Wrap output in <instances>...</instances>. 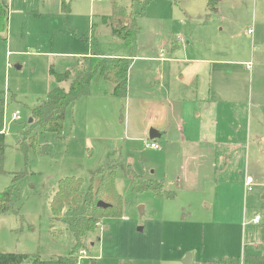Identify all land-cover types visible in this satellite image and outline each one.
Returning a JSON list of instances; mask_svg holds the SVG:
<instances>
[{
	"label": "rangeland",
	"instance_id": "374dc122",
	"mask_svg": "<svg viewBox=\"0 0 264 264\" xmlns=\"http://www.w3.org/2000/svg\"><path fill=\"white\" fill-rule=\"evenodd\" d=\"M144 1L133 2L134 13L142 11ZM112 2L131 4L9 0L7 40L0 41L5 133L0 193L16 174L25 176L13 182L12 207L18 213L0 215V253L42 260L68 256L74 238L63 220L52 218L49 207L57 183L80 177L87 191L90 178L111 160L117 167L114 186L123 202L122 216L102 221L87 237L86 255L79 256L78 264H184L187 256L190 264H226L230 259L244 264L246 256H264L262 0H220L219 15L207 21L205 0H150L139 21L142 32L136 58L130 60L126 97H111L110 84L96 74L89 94L67 109L60 139L37 131L38 145L48 147L49 155L25 154L17 146L23 125L33 121L30 110L56 87L49 69L69 70L77 78L78 62L89 57L82 36L89 39L92 22L102 55L129 56L98 21L111 13ZM172 36L188 44L170 51L165 44ZM217 60L226 64V102L210 84L209 69L217 68L210 63ZM98 61L91 58L90 66ZM193 70L196 88L188 80ZM195 96H210L216 110L211 112L213 128L223 130L209 141L188 144L185 133L202 120L201 110L193 106ZM15 112L17 121L12 120ZM159 127L167 132L154 140L160 149L146 148L143 141L151 142L150 130ZM129 169L161 182L175 198L133 192ZM245 175L253 180L247 193ZM255 217L259 224L253 223Z\"/></svg>",
	"mask_w": 264,
	"mask_h": 264
},
{
	"label": "trees",
	"instance_id": "16d2710c",
	"mask_svg": "<svg viewBox=\"0 0 264 264\" xmlns=\"http://www.w3.org/2000/svg\"><path fill=\"white\" fill-rule=\"evenodd\" d=\"M130 0V7L111 3V13L102 17V23L110 30L112 37L121 41L128 49L127 58L104 57L97 48L94 26L90 28L89 39L82 36V41L89 46L91 57H101L95 68L90 66V58L83 59V66L78 71L76 79H72L71 72L57 73L53 67L49 69V76L57 85L69 82L68 89L56 86L50 90L44 99L38 101L30 110L31 123L23 125L18 136L17 146L25 154L31 150L37 155H49L48 147H39L37 131L52 134L60 139L63 133L64 118L67 109L81 97L89 94L90 84L96 74L112 86L111 96L118 99L126 97L127 78L130 69L129 59L135 56L137 41L141 34L139 19L144 14V8L150 0H145L140 13H134ZM219 0H206L208 14L206 19L217 10ZM66 7L65 4H63ZM9 0H0V41H5L8 31ZM3 110L0 104V174L3 171V154L5 150V134L2 131ZM39 148V150H37ZM116 164L106 160L101 170L90 178L87 191L83 190L84 181L80 177H64L59 179L57 188L52 195L49 207L52 218L60 219L67 224L68 231L74 238V248L65 257L42 260L38 255L0 253V264H78V252L83 250L84 241L98 229L104 220L121 218L122 199L114 186ZM129 171L131 189L135 193L150 192L158 198L174 199L175 193L166 190L161 182L155 179H144L142 176ZM24 173H18L14 180H21ZM12 184L0 193V215L12 212L14 187ZM103 202L109 206L98 208L96 204ZM97 239V238H96ZM226 264H239L236 259L225 260ZM244 264H264V256H246Z\"/></svg>",
	"mask_w": 264,
	"mask_h": 264
},
{
	"label": "crops",
	"instance_id": "0c3cea01",
	"mask_svg": "<svg viewBox=\"0 0 264 264\" xmlns=\"http://www.w3.org/2000/svg\"><path fill=\"white\" fill-rule=\"evenodd\" d=\"M223 1V0H221ZM264 1V0H262ZM206 2V0H205ZM219 4H220V0H219V3L217 5V10L215 13L211 14L210 17L207 20H209L212 16H217L219 15V12H220V8H219ZM206 8H207V4H206ZM199 12L201 13V9L199 10ZM188 15H191V13L189 12H186ZM207 14H208V9H207ZM206 14V15H207ZM104 16H107V15H103L101 17H99L98 21L101 23V25L104 27V28H107L109 30V28L107 26H105L103 23H102V17ZM206 17V16H205ZM9 19V18H8ZM141 19V18H140ZM139 19V21H140ZM92 25L94 26V30L95 28L97 27V25H95L93 22L91 23L90 25V28L92 27ZM110 31V30H109ZM142 32V30H141ZM8 33V31H7ZM91 33V31H90ZM111 34V33H110ZM247 34L248 35H252V31L250 32V30L247 31ZM112 36V35H111ZM140 36V35H139ZM86 37V36H84ZM89 37H90V34H89ZM87 38V37H86ZM114 38V37H113ZM139 39V38H138ZM6 40H7V36H6ZM5 40V41H6ZM169 44L167 42V44H165V47L167 45V48H169L170 51L172 50H179L180 48L179 47H183V44L185 43L184 42V39L181 37V36H172L170 37L169 39ZM4 42V41H3ZM138 43V41H137ZM185 44H188V42H186ZM136 53H137V49H136ZM135 53V55H136ZM104 56V55H103ZM105 57V56H104ZM135 57V56H134ZM132 57V58H134ZM85 58H94V57H91L90 56V50H89V57H84L83 59ZM136 58V57H135ZM83 59H81L79 62H78V71L80 70V67L83 66L84 62H83ZM98 60L101 59V57H97ZM161 61L163 60V58H160ZM130 60L131 58L129 59V63H130ZM99 62V61H98ZM223 61H211L210 64H213V65H216L217 68H215V70H212V68L210 67V84L211 85H215V92L218 93V94H222L221 96V100H223L224 102H226V64L222 63ZM18 69H20V67H18ZM69 71V70H68ZM71 72V71H70ZM197 71L196 70H193L191 71L190 73V76L188 78L190 84L193 86V87H197L198 86V82H197ZM78 73V72H77ZM72 77V76H71ZM52 79V78H51ZM128 79V78H127ZM53 80V79H52ZM54 81V80H53ZM56 84V83H55ZM110 84V83H109ZM63 85H67V88H64ZM56 86H59V87H62L64 88L65 90L68 89L69 87V82H65V83H62L60 85H57ZM111 86V84H110ZM112 86H111V91L109 92L110 93V96H111V93H112ZM227 89H231L230 87L227 88ZM113 97V96H111ZM38 102V101H37ZM193 106L194 108H196L197 110H201L200 113H199V117L202 119L200 120V122H197L198 124L195 125L194 129L193 130H189L188 133H185L186 134V138L187 139V143L189 144H196L197 141H209L208 138L211 136V137H216V133L217 132H221L223 129H214V121H212V113L211 112H214L216 111L214 109V106H213V101L212 99L210 98V96H208L206 99H204L203 97L202 98H197L196 96L194 97L193 99ZM224 111L222 113L225 114L226 116V108H223ZM3 110V108H2ZM2 124H3V118H2ZM2 131L4 133V128L2 127ZM155 131V130H154ZM157 132V131H156ZM159 134V137L157 138H160L162 136H166L167 132L165 129H162L161 127H159L158 129V132ZM5 134V133H4ZM157 138L155 139H150L151 142L154 143V140H156ZM160 148H158L157 150H159ZM226 162V161H225ZM226 165V164H225ZM224 176H226V174H224ZM247 175H245L244 177V182H245V178H246ZM250 177V176H249ZM252 178V177H251ZM253 181V180H252ZM244 185V183H243ZM260 222V220H259ZM259 222L257 224H259ZM256 224V223H254ZM91 245V244H90ZM93 246V244H92ZM86 252V251H85ZM80 258V257H79ZM191 262V261H190ZM95 264V263H93ZM190 264V263H189Z\"/></svg>",
	"mask_w": 264,
	"mask_h": 264
},
{
	"label": "built area",
	"instance_id": "2783aa9c",
	"mask_svg": "<svg viewBox=\"0 0 264 264\" xmlns=\"http://www.w3.org/2000/svg\"><path fill=\"white\" fill-rule=\"evenodd\" d=\"M12 120L13 121H17L19 120V113L18 112H15L13 115H12ZM143 145L146 147V148H149V149H152V150H157L158 149V146L153 143V142H146V141H143ZM252 185H253V181H252V178L249 177V176H246L245 178V182H244V189L247 192H250L252 190ZM259 222V218L258 217H255L253 219V223H258ZM86 255V252L84 250H80L78 252V256H85Z\"/></svg>",
	"mask_w": 264,
	"mask_h": 264
},
{
	"label": "water",
	"instance_id": "95a60500",
	"mask_svg": "<svg viewBox=\"0 0 264 264\" xmlns=\"http://www.w3.org/2000/svg\"><path fill=\"white\" fill-rule=\"evenodd\" d=\"M28 123H31V119H29ZM148 137H149V139L152 140V139H155V138L159 137V134L156 131H154V130H150ZM96 206L98 208L106 209L109 205L108 204H105V203H103V202L100 201V202H98L96 204ZM183 263L184 264H189L190 263V256H187V259L184 260Z\"/></svg>",
	"mask_w": 264,
	"mask_h": 264
}]
</instances>
